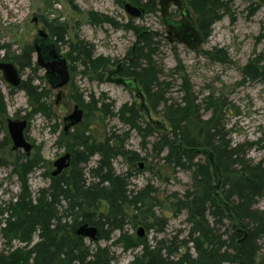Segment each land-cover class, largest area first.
<instances>
[{"label": "trees", "instance_id": "trees-1", "mask_svg": "<svg viewBox=\"0 0 264 264\" xmlns=\"http://www.w3.org/2000/svg\"><path fill=\"white\" fill-rule=\"evenodd\" d=\"M129 1L142 6L144 11L158 8L156 0H146L144 4L140 0ZM186 1L205 40L212 24L221 20L225 4L221 0ZM86 14L91 25L108 24L136 35L126 61L111 70V60L95 55L93 45L77 35L65 40L66 26L46 22L57 49L59 42H64L68 47L65 58L71 64L77 62L82 67V75L89 77L90 74L100 82L105 81L106 75L107 81L111 79L115 85L124 87V81L135 78L148 108L156 112L161 105L165 122L156 124L142 120L141 110L129 103L114 110V103L104 94L95 99L91 93L79 92L69 81L71 98L86 111L81 122L67 133H61L65 149L71 154L69 167L52 177L39 147L28 155L18 153L7 161L19 182L20 192L14 201L0 206V235L6 243L17 240L20 247L0 252V264H111L113 254L97 242L111 240L115 231L118 236L113 243L123 251L141 249L129 264H256L264 241V207L262 210L257 207L258 201L264 202V156L254 161L247 153L260 149L264 154V143L260 144V140L233 143L225 126L226 99L212 93L199 99L185 74L179 84L180 101H169L166 97L169 83L161 80L162 68L154 61L159 45L156 33L134 26L131 17L125 23H118L105 14L93 11ZM3 48L0 46V50ZM203 54L211 62L223 63L228 59L227 51L222 48L214 47ZM7 57L19 72L39 69L33 60L32 44ZM176 60L178 68L181 64L177 57ZM252 66L249 63L243 71L254 77L256 68ZM74 68L69 65L70 70ZM19 89L24 91L30 108L22 117L28 124L36 114L46 119L54 117L48 102L49 91L34 84L33 78L22 80ZM94 111L103 119L117 118L129 127L128 131L116 134L109 130L107 135L95 138L86 117L88 112ZM205 113L207 117H203ZM6 117L0 91V123L3 124ZM129 130L137 133L144 149V140L157 135L150 144V153L140 156L126 148ZM4 140L0 143V151L10 142L7 135ZM94 157L97 158L94 164L85 170ZM155 158L162 161L166 171H190L191 186L183 195L172 194L169 201L174 215L181 211L186 214L189 225L186 237L161 238L151 245L146 239L127 235L124 226L128 220L141 217L136 222L148 230L156 227L157 232H163L166 228V218L155 213L159 206L157 190L150 184L130 189L131 178L140 172L137 162L144 161L142 170L153 173L152 159ZM117 159L125 164L126 171H115ZM4 162L5 158L0 157V164ZM36 169L44 170L42 176L48 180V185L40 188L34 198L27 181L28 175ZM170 175L165 172L163 177H157L164 182ZM101 204L106 207L104 211ZM128 211L133 212L131 217ZM224 220L231 223L230 229L222 230ZM84 223L97 230L95 238L91 239L95 244L92 249L85 245L84 237L75 234L76 228ZM34 235L35 242L32 241Z\"/></svg>", "mask_w": 264, "mask_h": 264}, {"label": "rangeland", "instance_id": "rangeland-1", "mask_svg": "<svg viewBox=\"0 0 264 264\" xmlns=\"http://www.w3.org/2000/svg\"><path fill=\"white\" fill-rule=\"evenodd\" d=\"M140 1L143 4L146 2V0ZM221 1L225 4L221 20L212 24L209 36L203 40L201 46L193 50L174 40L169 42L166 27L161 22L158 8L156 10L148 8L144 11L142 6H137L141 8L142 14L132 20V23L134 26L138 25L158 35L159 45L154 61L157 66L160 65L162 68L161 80L169 83L170 87L166 91V97L169 101H180L179 84L181 76L185 74L194 94L199 99L210 93L215 97L220 96L226 99L225 126L233 143L260 140V144H262L264 143V5L259 0ZM124 3L131 2L129 0H0V46L4 47L0 50V61L5 59L12 62L5 56L18 54L23 46L32 44L39 29H44L48 33L46 22H49L52 25L67 27L65 40L77 35L78 38L93 45L94 54L108 57L112 62L109 65L110 69L115 70L117 64L126 61L136 40V35L131 31L113 28L108 24L102 26L91 25L86 13L93 11L105 14L118 23H125L130 18L123 9ZM174 16L175 18L178 17L176 14ZM214 47L227 51V62H211L204 56L203 51H209ZM67 51V45L64 42H59L58 52L65 57ZM176 57L180 61L179 64H181L178 68H176ZM33 60L35 62V56ZM66 61L70 75L69 81L74 83V87L79 92L85 95L91 93L95 99L104 94L109 101L114 103V110L128 103L133 104L136 108L139 107L141 99L137 98L133 90L107 81L106 75L103 77L105 80L103 82L93 78L90 74L89 77L82 75V67L77 62L71 64L69 60L66 59ZM249 63H252V68H256L254 77L243 71ZM69 65H73L75 70H70ZM20 77L21 80L33 78L34 84L40 85L41 88L49 91L48 102L54 117L46 119L38 114L34 115L29 124L27 122L24 135L26 140L33 145L32 150L36 147L40 148L39 153L50 166L49 172L51 173L54 169L52 162L68 152L65 149V142L61 139V133L64 131L66 124L63 121L64 117L72 112L75 105L83 110L82 119L85 118L86 111L71 98L72 91L67 85L61 89L59 102L55 103L58 90L53 89L47 82L41 68L35 71L24 69L20 72ZM0 91L7 110L4 123H0V143H2L5 135L9 137L6 128L7 119L22 120V117L30 111V108L24 91L19 88L13 89L7 84L1 71ZM145 104L148 108L147 101H145ZM148 109L152 120L165 122L161 116V105L157 107L156 112L150 108ZM140 114L141 119L147 122V113L144 109H141ZM86 117L88 124L93 127L92 133L95 138L107 135L109 130L115 131L116 134H122L127 132L129 128L115 117L103 119L97 111L88 112ZM203 117H207V114L205 113ZM129 131L126 148L136 151L140 156L150 153V144L157 135L154 134L144 140L146 141L144 149L137 133L134 130ZM22 152L19 149L12 150L11 141L8 142V145H4V148L0 151V157H4L6 160V163L0 164V206L9 201H14L16 195L20 192L19 182L12 174L7 161ZM263 156L264 154L260 149H251L247 153V157L254 161H259ZM96 159V157L92 158L85 170L89 165L94 164ZM141 162L143 165L140 172L130 180V189H141L146 184H150L157 190L155 194L159 206L155 208V213L159 217L166 218V228L163 232H157L156 227L148 230L141 223L136 222L141 218L138 217L137 219L128 220L124 226V231L133 238H139L137 230L142 228L143 232L140 239H146L151 245L161 238L166 239L177 235L180 239L185 238L189 229V225L186 223V214L181 211L174 215L169 209V201L172 194L183 195L186 189L190 188L191 172L176 170L172 173L168 169L166 171L165 167L162 168V161L155 158L152 159V173L142 170L145 162L141 160L137 163ZM114 168L117 173L124 172L127 169L120 159L114 162ZM43 171V169H36L28 175L27 183L34 198L40 188H45L48 185V180L42 176ZM165 172L168 175L171 174L170 178L167 181L160 182L157 176L163 177ZM86 178L88 179L87 175ZM101 207L103 211L106 208L104 204H101ZM257 207L262 210L264 202L262 200L258 201ZM128 213V217L133 214L131 211H128ZM209 220L212 221L210 216ZM223 223L222 230L230 229L231 223L228 220H224ZM117 236L118 232L115 231L110 237L111 240L98 241L97 245L108 247L113 254L111 264H129L141 249L138 247L134 250L123 251L119 245L113 243ZM36 240L37 237L34 235L32 241L35 242ZM84 241L85 245L91 249L95 247L90 239L85 238ZM6 242L0 235V252L20 247L17 240ZM260 254L256 264H262L264 241L261 245Z\"/></svg>", "mask_w": 264, "mask_h": 264}, {"label": "water", "instance_id": "water-1", "mask_svg": "<svg viewBox=\"0 0 264 264\" xmlns=\"http://www.w3.org/2000/svg\"><path fill=\"white\" fill-rule=\"evenodd\" d=\"M158 11H160L161 22L166 27V32L169 37H172L175 42L183 44L188 49H195L203 43V35L198 30L190 11L184 8L183 0H156ZM264 5V0H259ZM169 7H174L177 10H182L181 18L174 21L170 18ZM123 9L133 19L138 18L142 14L141 8L131 3H124ZM169 39V41H172ZM34 48L36 64L44 71V77L53 89H57L55 103L59 102L61 97V89L67 85L70 79L69 70L66 58L61 55L54 41L50 38L49 34L44 29H39L32 42ZM0 71L4 81L9 84L13 89H17L21 84V77L17 66L10 61H0ZM124 87L133 90L137 98L141 99L138 109H144L147 113V119L153 123L160 124L159 121L152 120L149 115V109L146 107L145 98L139 87L136 86V79L131 78L123 82ZM83 110L75 105L71 113L64 117L63 121L66 123L64 132H67L70 127L81 122ZM26 120H12L7 119L6 127L8 135L12 143L13 150H23L29 153L31 145L26 141L24 131L26 129ZM196 151V150H195ZM201 153L202 151H196ZM71 155L65 153L57 158L53 163L55 168L52 171V176H56L70 164ZM143 163H140V169ZM218 195V193H216ZM219 202H224L219 199ZM226 206V205H225ZM142 228L137 231L138 236H142ZM75 233L82 237L93 239L96 234V228L88 226L87 223L79 225Z\"/></svg>", "mask_w": 264, "mask_h": 264}, {"label": "flooded vegetation", "instance_id": "flooded-vegetation-1", "mask_svg": "<svg viewBox=\"0 0 264 264\" xmlns=\"http://www.w3.org/2000/svg\"><path fill=\"white\" fill-rule=\"evenodd\" d=\"M184 1V8L186 9V10H188V11H190V15L192 16V18H193V20H194V14H193V11H192V9L189 7V5L187 4V1L186 0H183ZM133 5V4H132ZM136 5V4H135ZM134 5V6H135ZM136 6H139V5H136ZM140 7V6H139ZM173 9V10H172ZM169 10H170V18L172 19V20H174V21H178L180 18H181V13H182V10H180V9H176V8H174V7H169ZM177 15L178 17H176L175 18V16L174 15ZM34 20H36V19H34ZM194 22H195V20H194ZM169 39L170 40H172L173 38L172 37H169ZM2 61H5V60H2ZM13 63V62H12ZM122 64V61L117 65V66H119L120 67V65ZM20 73V72H19ZM112 83H113V80H111V79H109ZM21 82H22V80H21ZM68 132V131H67ZM66 132V133H67Z\"/></svg>", "mask_w": 264, "mask_h": 264}, {"label": "bare ground", "instance_id": "bare-ground-1", "mask_svg": "<svg viewBox=\"0 0 264 264\" xmlns=\"http://www.w3.org/2000/svg\"><path fill=\"white\" fill-rule=\"evenodd\" d=\"M24 120H25V119H24ZM26 123H27V122H26ZM26 127H27V125H26ZM25 130H26V129H25ZM9 138H10V137H9ZM25 139H26V138H25ZM10 141H11V140H10ZM26 141H27V140H26ZM27 142H28V141H27ZM28 143H29V142H28ZM29 144H30V143H29ZM30 145H31V149H30V151H31L33 145H32V144H30ZM22 151H23V150H22ZM30 151H29V152H30ZM23 152H24V151H23ZM65 153H69V152H65ZM65 153H64V154H65ZM24 154L28 155L29 153L27 154V153L24 152ZM69 154H70V153H69ZM62 155H63V154H62ZM62 155H61V156H62ZM70 155H71V154H70ZM58 158H59V157H58ZM54 161H55V160H54ZM54 161H53V162H54ZM53 162H52V163H53ZM138 164L140 165V163H138ZM68 167H69V166H68ZM68 167H67V168H68ZM53 168H54V167H53ZM67 168H65L64 170H66ZM54 169H55V168H54ZM54 169H53V170H54ZM139 169H140V166H139ZM53 170H52V171H53ZM64 170H63V171H64ZM63 171H61V172H63ZM61 172H60V173H61ZM51 173H52V172H51ZM60 173H59V174H60ZM59 174H57V175H59ZM57 175H56V176H57ZM51 176H52V174H51ZM52 177H54V176H52ZM88 226H89V225H88ZM90 227H94V226H90ZM94 228H95V227H94ZM137 231H138V230H137ZM96 232H97V230H96ZM75 234H76V233H75ZM76 235H77V234H76ZM95 235H96V234H95ZM137 235H138V234H137ZM138 237H139V236H138ZM140 237H142V236H140ZM140 237H139V238H140ZM85 238H87V237H84V239H85ZM94 238H95V237H94ZM94 238H93V239H94ZM88 239L91 240V238H88Z\"/></svg>", "mask_w": 264, "mask_h": 264}]
</instances>
